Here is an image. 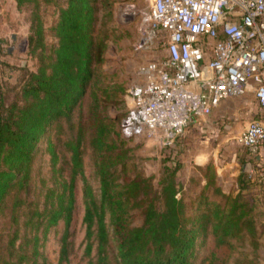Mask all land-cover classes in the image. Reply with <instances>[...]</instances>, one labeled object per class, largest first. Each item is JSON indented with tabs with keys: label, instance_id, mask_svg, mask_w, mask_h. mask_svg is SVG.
Listing matches in <instances>:
<instances>
[{
	"label": "trees",
	"instance_id": "1",
	"mask_svg": "<svg viewBox=\"0 0 264 264\" xmlns=\"http://www.w3.org/2000/svg\"><path fill=\"white\" fill-rule=\"evenodd\" d=\"M16 1L19 8L30 7L28 53L38 60V68L24 73L17 84L0 82V212L12 192H18L11 204L16 229L8 246L2 247L9 258L3 259L0 254V264H46L40 259L41 248L49 231L61 222L65 230L58 264L69 262L79 174L88 264H192L198 239L210 228L221 245H232L234 240L242 245L249 239L250 253L235 264H264L260 258L261 230L252 213L257 204L243 199L241 192L246 186H241L236 195L222 194L223 201L206 202L195 216L188 215L183 186L177 181L180 163L173 165L164 159L162 177L156 183L137 170L133 149L126 147L124 140L111 137L114 127L100 113L101 99L96 91L92 93L89 124L81 123L77 137L68 143L72 151L69 176L64 175L63 163L58 166L57 145L49 140L54 183L46 187L43 181L32 198L31 172L38 145L52 124L60 131L61 123L71 120L90 89L100 91L102 74L98 65L104 59L106 45L96 34L98 0ZM52 2L58 6L53 28L58 42L49 48L42 6ZM104 4L111 5V0H104ZM101 92L107 100L110 98L109 89ZM87 130H91L99 191L83 168L81 146ZM253 159L257 164V158ZM241 175L240 182L249 181L245 178L248 174Z\"/></svg>",
	"mask_w": 264,
	"mask_h": 264
},
{
	"label": "rangeland",
	"instance_id": "2",
	"mask_svg": "<svg viewBox=\"0 0 264 264\" xmlns=\"http://www.w3.org/2000/svg\"><path fill=\"white\" fill-rule=\"evenodd\" d=\"M13 1L15 5L11 7V0H0V82L11 85L19 83L24 73L36 71L38 68V60L28 53L31 24L29 21L30 7L28 5L27 7L19 8L17 1ZM151 2L152 0H111V5L105 6L104 0H98L96 34L106 45L104 59L98 65V71L102 74V83L98 85L100 91L99 88L90 89L84 103L73 113L71 120H64L61 123L62 129L60 131L57 130L55 123L47 129L38 145L33 161L31 182L34 192L32 198L37 196L43 181H46V187L54 183L52 155L48 149L49 140L57 145L59 153L58 166L63 163L65 167L64 175L69 176L72 166L70 162L72 151L68 143L77 137L81 123H85L86 126L89 124V109L93 105L92 93L95 91L99 93L101 99L99 100L100 113L105 116V121L114 127V129L111 128V137L124 140V145L133 149L137 170L143 172L147 177H153V181L156 183L162 177L164 159H169L173 162V165L177 162L180 163L177 181L183 186L188 215L195 216V214L202 211L206 202L223 201L224 197L222 194L224 193L238 194L241 186H246L241 192L243 199L253 203L254 201L251 198L254 196L255 187L258 185L264 186V176L261 177L259 184L255 181L260 179V177L255 178L258 174L254 176L258 171L259 173L263 171L264 165L256 166V160L251 158V155L238 142L236 137L234 139L230 138V141H225L222 145H218L220 144L219 142H222L223 139H226L231 134L223 127L234 121L232 114L219 116V112L216 109L209 118L210 120L216 119V122L212 124L216 129H219L218 135L213 136V140L210 143L219 147L221 159L230 161L232 158H236L242 168L241 174L249 175V177H245L249 181L244 180L238 183L236 187H232L228 192L224 191V189L227 190L225 187L219 186L213 164L206 166L193 164L189 153L184 151L187 145L184 142L185 137L182 136L183 134L176 139L173 145H165L158 135L155 136L147 130L130 139L126 138L122 133V120L131 104L129 90L139 81V68L148 60L157 59L166 53L165 40H162L161 35L146 49L139 50L136 48V44L141 39L139 28L142 14L150 10ZM42 11L45 25V42L47 47L51 48L58 42L53 29L57 23L58 6L53 2L44 4ZM5 21H7V25H4ZM9 68L12 69L10 70ZM102 89H109L111 96L108 100L102 96ZM190 126L187 127L189 128L188 130L191 129L190 132L194 133L193 130L195 129ZM212 128L209 123V127L204 129L202 136L209 138L213 135ZM114 130L115 133H113ZM90 135L91 130H87L82 141L81 150L83 153L81 157L86 176L94 188L99 191V180L95 174ZM194 145L199 147L202 144L195 142ZM245 164H250V166L244 170ZM240 178H242V175H240ZM82 188L83 182L79 174L75 189L76 204L70 225V260L64 264H88L89 262V257L84 254L86 226L83 222L85 206ZM217 188L221 189V192H217ZM17 193V191L12 192L7 205L0 212L1 248L8 246L16 229L14 220H12L11 204L14 195ZM263 205L260 207L256 206L252 212L255 214L261 230L259 237L261 244L260 258L262 260H264V222H262L264 218H262L263 216L259 217V215L263 211ZM199 207H201V210H199ZM22 220L23 218L20 222ZM64 230V223L61 222L57 227L49 231L45 244L41 248L43 255L40 258L45 260L46 264H58ZM209 230L206 235L199 237L192 264H235L237 259L243 255L246 257V253H250L251 245L249 239L242 245L235 243V240L232 245H221L217 243V238L212 229L210 228ZM3 248L0 250L2 258H9L8 252Z\"/></svg>",
	"mask_w": 264,
	"mask_h": 264
},
{
	"label": "built area",
	"instance_id": "3",
	"mask_svg": "<svg viewBox=\"0 0 264 264\" xmlns=\"http://www.w3.org/2000/svg\"><path fill=\"white\" fill-rule=\"evenodd\" d=\"M139 31L137 49L161 35L166 53L139 68L122 120L126 137L147 130L173 145L193 122L248 92L264 110V0H152ZM237 140L257 158L264 118L251 121Z\"/></svg>",
	"mask_w": 264,
	"mask_h": 264
},
{
	"label": "crops",
	"instance_id": "4",
	"mask_svg": "<svg viewBox=\"0 0 264 264\" xmlns=\"http://www.w3.org/2000/svg\"><path fill=\"white\" fill-rule=\"evenodd\" d=\"M10 5L11 7H14L15 2L11 0ZM4 25H7V21H5ZM140 80L141 77L139 76V81ZM217 110L219 112V116H227L229 114H232V117L234 116V121L223 127L231 134L228 135L226 138L227 140L223 139L218 145H222L223 142L225 143V141H230V138H237L251 121L264 118V110L259 106L257 99L252 92H248L241 97H231L226 99L221 103ZM211 115L200 122H193L191 124L192 127H190L195 129L193 130L194 133L190 132L191 129H186L185 133L182 135L185 137L184 142L187 145V148L184 151L189 153L190 160H192L193 164L197 166L213 164L219 186L222 188L225 187L227 190L224 189V191L228 192L230 189H232V187H236L238 183H241L239 181V177L242 173V168L239 166V162L236 158H232L230 161H223L221 159V154H219V147H216V144L210 143L213 140L212 137L217 136L219 132V129H216L212 124L216 122V119H209ZM209 123L211 124V127H213L211 130L213 131V135H211L209 138H206L202 136V133L204 129L209 127ZM231 135L233 136L231 137ZM197 141L202 145L199 147L198 145H194L195 142L198 143ZM257 162L258 163L256 166L264 165V146L262 147L260 154L257 156ZM263 171L260 173L258 171L254 174V176L258 174L255 178L260 177V179H258L259 182L262 179L261 177L264 176ZM262 189H264V186L258 185L255 187L254 196L251 198L258 207L262 206L264 202V190L262 193H260ZM262 210L263 211H261L259 217L263 216L262 218H264V207ZM262 222H264V220Z\"/></svg>",
	"mask_w": 264,
	"mask_h": 264
},
{
	"label": "water",
	"instance_id": "5",
	"mask_svg": "<svg viewBox=\"0 0 264 264\" xmlns=\"http://www.w3.org/2000/svg\"><path fill=\"white\" fill-rule=\"evenodd\" d=\"M249 166H250V164H245L244 165V170H245L246 167H249Z\"/></svg>",
	"mask_w": 264,
	"mask_h": 264
}]
</instances>
